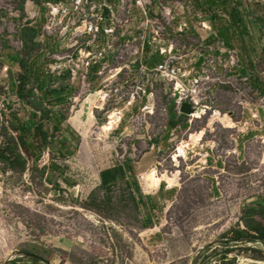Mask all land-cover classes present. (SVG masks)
<instances>
[{
	"label": "rangeland",
	"instance_id": "1",
	"mask_svg": "<svg viewBox=\"0 0 264 264\" xmlns=\"http://www.w3.org/2000/svg\"><path fill=\"white\" fill-rule=\"evenodd\" d=\"M33 1L40 6L47 0ZM178 1L200 18L188 21L183 34L169 33L167 39L181 55L187 54L189 67L201 65V54L214 59L202 94V105L210 110L206 116L198 113L189 125L176 117L169 87L157 86L154 101L146 109L136 103L109 135L116 125L114 114L107 123L110 105L79 118L81 105L101 88L96 85L69 84V99L54 104V122L42 117L33 119L38 126H29V109L42 94L32 77L25 76L32 70L15 60L22 58L28 67L44 72L52 55L38 53L30 43L22 46V28L39 26V20L29 25L34 20L27 18L26 3L21 8L20 0H0V115L8 126L25 129L20 139L8 135L7 125H0V134L19 149L20 140L29 147L27 157L34 162L44 198L0 208V264L26 254L49 258L47 248L59 252L52 264H264V241L233 242L245 230L241 219L246 203L264 198V138L243 145L246 133L264 137V0ZM235 5L248 32L241 35L237 27L236 37L226 44L220 32ZM44 44L57 54L51 41ZM228 51L236 59L225 69ZM152 58L150 65L155 64ZM10 77L26 79L15 84ZM42 108L49 109L47 102ZM38 127L49 133L55 129L48 157ZM171 133L176 135L172 141ZM180 142L186 159L176 151ZM85 143L88 148L82 150ZM47 159L49 164L40 168ZM122 164L130 168L125 177L103 186L100 172ZM49 166L54 180L47 179ZM45 176L51 186L44 183ZM158 177L164 191L157 194L152 190Z\"/></svg>",
	"mask_w": 264,
	"mask_h": 264
},
{
	"label": "built area",
	"instance_id": "2",
	"mask_svg": "<svg viewBox=\"0 0 264 264\" xmlns=\"http://www.w3.org/2000/svg\"><path fill=\"white\" fill-rule=\"evenodd\" d=\"M166 3V0H51L41 5L45 22L38 42L42 50L45 41H51L57 49V54H47V57L52 55L46 65L47 72L55 76L69 72L70 81L78 80L81 84L94 72L101 88L86 99L88 112L111 106L107 123L114 114L116 125L109 135L118 129L124 113L136 103L144 100L141 109H146L154 101L157 86L169 87L176 117L185 119L189 125L195 114L206 116L210 110L202 105V94L206 80L215 69L214 59L201 54L200 71L196 72L185 63L187 54L181 55L179 47L167 39L169 33L183 34L188 30V21L200 16L188 7L184 10L178 0L170 1V7ZM174 22L179 24L175 27L171 25ZM202 27L207 28L205 22ZM149 53L152 55L148 56ZM152 57L160 61L150 65ZM228 57V64L223 65L225 69L235 63L234 53L228 51ZM7 71V67L3 68V72ZM183 104H188L192 113L184 114ZM0 125H9L1 115ZM177 128L180 130L181 126ZM7 129L9 136L18 137L10 126ZM171 137L172 141L176 135L171 133ZM7 146L0 134V156ZM19 151L25 159L22 170L7 167L0 158V208L44 200L38 191L34 162L22 147ZM44 155L49 156L48 148ZM48 162L49 159L40 163V168ZM44 183L51 186L46 176Z\"/></svg>",
	"mask_w": 264,
	"mask_h": 264
},
{
	"label": "crops",
	"instance_id": "3",
	"mask_svg": "<svg viewBox=\"0 0 264 264\" xmlns=\"http://www.w3.org/2000/svg\"><path fill=\"white\" fill-rule=\"evenodd\" d=\"M48 1H51V0L44 1V2H42V4L45 3V2H48ZM25 3H26V6H27V9H26V14L28 16L27 18L29 20H34V22H31L29 25L35 24L39 20V26L36 27V29L38 30V35H39L40 28L42 27V25L45 22L44 9L41 7L42 4L39 6V5L35 4L33 0H29V1L26 0ZM38 35H37V38H36L37 42H38ZM43 47H44V49L42 50V47L39 46L38 53L45 54L46 56H47V54L54 53V50H53L52 47L47 46L46 44H43ZM56 51H57V49H56ZM15 61L17 62L18 65H20L18 58ZM159 61H160V59L155 57V63H158ZM26 69H29V70L31 69L32 71L28 72L29 74L27 73V75H25V76L27 78L29 76L32 77L31 78L32 82L36 85V87L38 88V91L42 94L40 99H39V97H36V101H34L35 102V105H34L35 107L29 109L32 112V118H31L32 121H31L30 124L28 123L30 127H32L33 122H35V121H33V119L36 120V118H39V119L42 120V117H45L47 119V121H51L52 123L54 122L55 116L57 114L55 112V105L54 104H60L61 102H63L65 100V98L69 99L68 96H69V91H70V89H69L70 85H75V84L85 85V86L86 85H88V86L96 85V86L99 87V83L96 81V78L93 75V73H94L93 71H91V74L86 79V83L85 84H81V83L78 82V80L75 83H72V81H70L69 72H65L61 76H55V75H51L50 73L47 72L46 66H45V71L44 72H43L42 68H40V67H38V68H35V67L30 68L27 65ZM195 69L197 71H200V61L195 66ZM40 70H42V72ZM3 76L4 77H7V76L9 77V75H7V74L3 75ZM17 79L18 78L10 77V80H13V82L15 84H17V83L22 84V82L25 81L26 78H22L21 77L20 80L18 79V81H17ZM61 85H63L65 87V89H63V92L61 94H59V93L55 92V89H59ZM57 86H59V87H57ZM39 87H43V88L40 89ZM260 94L264 95V87L261 89ZM33 98L34 97H32V99ZM34 100H35V98H34ZM52 100L54 102H52ZM58 100H60V102H58ZM44 102H47L48 107H49V109H47L46 112L42 108V104ZM29 103H31V102L29 101ZM138 104L143 106L144 105V100H141L140 102H138ZM89 112H88V107H87V100H85L83 105H81V110H80L81 114L79 115V118L80 119L83 118L84 115L85 114L88 115ZM258 113H259V115H261V111H258ZM258 113L256 114L257 116H259ZM228 120L231 121L230 122L231 123V128H235L236 125L233 122V120L230 119L229 116H228ZM89 121H90V124L92 126V119L90 117H89ZM70 122L73 125H75L76 117H72ZM37 124H39V123L33 124L34 127L38 126ZM257 125L259 126V124H257ZM38 128H40V127H38ZM41 129H42V131H44V128L41 127ZM261 129L262 128L260 127L259 129H256V130L258 132H261ZM20 131L24 132L25 129L22 128ZM54 131H55L54 128H51V133H49L48 131H46V132L44 131L46 133V135H47V143L45 145H43V142L41 143L43 145L42 146L43 149L44 148H46V149L48 148L49 151L51 150L52 145H53L52 141L54 139V134H55ZM37 132H38V130H37ZM252 134L253 133L250 132V133H246L244 135L245 136V141L243 142L244 147H246L247 144H250V143L252 144V141L253 142L254 141H259V143H260L262 138H264V137H262L263 135L259 136V135H256V134H254L252 136V138H249V137H251ZM38 135L41 136L39 132H38ZM41 139L43 141V138H41ZM166 142L169 143L170 140H168ZM70 143L71 142H68L67 144H70ZM33 146H34V144H32L30 148L32 149ZM153 147H155V146H153ZM87 148H88V144L87 143H85L81 147L82 150H86ZM27 149L29 150L28 146H27ZM46 172L48 174L47 175V179L54 180V178H52V176H49V173H54V171L51 172V166H49L48 169H46ZM158 181H159V183L152 190V192L156 190L157 194L160 193V191H162V192L164 191L163 188H162L163 179L161 177H158ZM174 185L168 184L167 188H171ZM162 192H161V194H162ZM243 213H244V215H243V217L241 219V224L244 225V228H245L244 232L257 236L258 235L257 234L258 232H256V231H258L257 229H259V227L264 229V226L261 223V222H263L262 220H264V198H262V197L261 198H256L255 201L251 200V203H249V204L246 203ZM46 251L49 254V258L42 259V256L41 257L25 256L23 259L11 262L9 264H52V263H54L53 259H55L57 257L59 252H57V250H55L53 248H47ZM34 255L37 256L36 254H34Z\"/></svg>",
	"mask_w": 264,
	"mask_h": 264
},
{
	"label": "trees",
	"instance_id": "4",
	"mask_svg": "<svg viewBox=\"0 0 264 264\" xmlns=\"http://www.w3.org/2000/svg\"><path fill=\"white\" fill-rule=\"evenodd\" d=\"M25 1L26 0H20V7L21 8H23ZM226 3H227V1H226ZM239 13H240V10L235 5L228 14L229 19H228V22L226 23L225 30L220 32V34L226 39V44L229 41L230 36L236 37L237 31H235L234 29H237V27H238L241 35L248 32L247 27L242 22L243 20L241 19ZM37 35H38V30L35 28H30V27L22 28V30L20 31V34H19V39L22 43V46L26 47L28 45V43H30L32 46L39 48L40 43H38L36 41ZM19 63L21 65V67H23L25 69L27 68V64L23 62L22 58L19 59ZM39 88L42 89L43 87H39ZM63 89H65V87L63 85H61L59 89H55V92L61 94L63 92ZM58 102H60V100H58ZM11 129L18 133V138L20 139L21 138L20 129L18 127H11ZM38 132L40 133V135L43 138V145H45L47 143L46 133L44 131H42L41 128L38 129ZM20 142H22L21 147L23 149V152L26 155H28L29 150L27 149V146L25 145L23 140H20ZM6 153L9 154V156L12 159L7 157L5 155ZM0 158H1V160H3L6 163V166L11 168V169L22 170L25 167V159L22 156V154L20 153L17 143H12V144L8 143L7 148L1 152ZM126 169L130 171V168L126 164L125 165L122 164V165H118L116 167H113L111 169L102 170L100 172L101 184L103 186H108L110 184L115 183L118 179L124 178L126 175ZM135 187H136V185H135ZM257 230H258V231H256V232H258L257 236L245 233L244 231L237 232V236L235 237V239L233 241H240V240H244L246 238L264 241V229L259 227V229H257Z\"/></svg>",
	"mask_w": 264,
	"mask_h": 264
},
{
	"label": "water",
	"instance_id": "5",
	"mask_svg": "<svg viewBox=\"0 0 264 264\" xmlns=\"http://www.w3.org/2000/svg\"><path fill=\"white\" fill-rule=\"evenodd\" d=\"M181 111L184 113V114H190L192 113V109L191 107L188 105V104H183L182 108H181ZM253 239L251 238H246L244 240H240V241H233V242H238V243H244V242H248V241H251ZM25 256H34V257H38V256H35L33 254H26ZM13 258H9L8 260H6L3 264H9L10 261H12Z\"/></svg>",
	"mask_w": 264,
	"mask_h": 264
},
{
	"label": "bare ground",
	"instance_id": "6",
	"mask_svg": "<svg viewBox=\"0 0 264 264\" xmlns=\"http://www.w3.org/2000/svg\"><path fill=\"white\" fill-rule=\"evenodd\" d=\"M198 115V113L197 114H195L194 115V117L195 116H197ZM193 117V118H194ZM181 146V142L179 143V145L176 147V151L178 152V156L180 157V158H183V159H186L187 158V149H185V147H180Z\"/></svg>",
	"mask_w": 264,
	"mask_h": 264
}]
</instances>
